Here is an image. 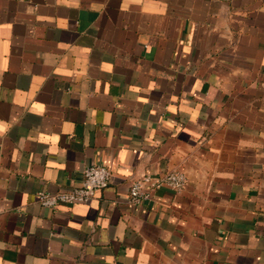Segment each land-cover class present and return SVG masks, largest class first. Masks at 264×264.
Listing matches in <instances>:
<instances>
[{
  "label": "crops",
  "instance_id": "obj_1",
  "mask_svg": "<svg viewBox=\"0 0 264 264\" xmlns=\"http://www.w3.org/2000/svg\"><path fill=\"white\" fill-rule=\"evenodd\" d=\"M0 264H264V0H0Z\"/></svg>",
  "mask_w": 264,
  "mask_h": 264
},
{
  "label": "built area",
  "instance_id": "obj_2",
  "mask_svg": "<svg viewBox=\"0 0 264 264\" xmlns=\"http://www.w3.org/2000/svg\"><path fill=\"white\" fill-rule=\"evenodd\" d=\"M112 174L106 166L93 164L82 172L81 184L56 193L39 192L35 198L44 208L55 210L61 205H82L90 202L97 193L109 187ZM187 179L180 172H167L161 175H145L135 180L130 187V198L135 204L150 200L154 192L169 188L180 192L186 188Z\"/></svg>",
  "mask_w": 264,
  "mask_h": 264
}]
</instances>
